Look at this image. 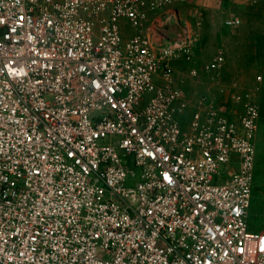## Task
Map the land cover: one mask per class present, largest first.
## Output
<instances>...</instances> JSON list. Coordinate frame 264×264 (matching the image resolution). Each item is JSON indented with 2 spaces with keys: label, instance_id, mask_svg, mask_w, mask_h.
I'll return each instance as SVG.
<instances>
[{
  "label": "built area",
  "instance_id": "1",
  "mask_svg": "<svg viewBox=\"0 0 264 264\" xmlns=\"http://www.w3.org/2000/svg\"><path fill=\"white\" fill-rule=\"evenodd\" d=\"M187 1L0 0V264H264L263 76L225 82L224 46L200 64Z\"/></svg>",
  "mask_w": 264,
  "mask_h": 264
},
{
  "label": "crops",
  "instance_id": "2",
  "mask_svg": "<svg viewBox=\"0 0 264 264\" xmlns=\"http://www.w3.org/2000/svg\"><path fill=\"white\" fill-rule=\"evenodd\" d=\"M174 9L185 20L193 24L199 22L198 30L201 33V43L197 48V54L200 53L207 40L225 41L227 38L229 47L224 46V48L226 51L229 49L228 54H235L234 49L237 50V45L240 46L242 52L244 43L251 41L255 43L256 54L264 57V0H188L177 4ZM162 14L163 12L150 13L145 29L147 33L155 36L173 34L174 28L164 31L155 29V25L164 18ZM232 15L241 17L243 25L237 28L225 26L224 20ZM123 23L125 35H131L135 28L126 22ZM221 28H224L223 30L228 32V35L223 34ZM230 43L232 44L230 45ZM220 47L223 46L217 47L214 54Z\"/></svg>",
  "mask_w": 264,
  "mask_h": 264
},
{
  "label": "rangeland",
  "instance_id": "3",
  "mask_svg": "<svg viewBox=\"0 0 264 264\" xmlns=\"http://www.w3.org/2000/svg\"><path fill=\"white\" fill-rule=\"evenodd\" d=\"M242 19V18H241ZM243 25V20L242 24ZM239 26V27H240ZM237 28V27H236ZM223 34L228 35L224 31ZM255 30V29H254ZM222 33V32H221ZM230 36V35H229ZM227 39V38H226ZM221 41L220 39L211 41L207 40L202 47L200 53L197 54V59L200 64L211 59L214 50L219 46L229 47V42ZM247 42V41H246ZM244 43L243 49L237 45L235 54H228L227 64L223 79L225 82H234L239 87H249L255 84L259 75L263 76V88L260 94L259 102L261 107V118L259 120L257 135H256V162H255V182L254 196L249 213L250 227L256 230L264 229V57L256 54L255 43ZM232 43H230L231 45ZM241 45V43H240ZM180 80L183 82L186 89L190 92L197 93L202 91L201 78H192L189 76L188 66L181 64L179 66ZM205 76H203L204 78ZM206 80V78H204Z\"/></svg>",
  "mask_w": 264,
  "mask_h": 264
}]
</instances>
